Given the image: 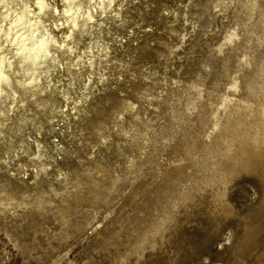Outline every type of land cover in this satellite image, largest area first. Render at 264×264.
<instances>
[{"label": "rangeland", "instance_id": "374dc122", "mask_svg": "<svg viewBox=\"0 0 264 264\" xmlns=\"http://www.w3.org/2000/svg\"><path fill=\"white\" fill-rule=\"evenodd\" d=\"M46 1L50 54L2 48L0 264H264V0Z\"/></svg>", "mask_w": 264, "mask_h": 264}, {"label": "bare ground", "instance_id": "6f19581e", "mask_svg": "<svg viewBox=\"0 0 264 264\" xmlns=\"http://www.w3.org/2000/svg\"><path fill=\"white\" fill-rule=\"evenodd\" d=\"M63 2L68 4L65 6L64 17L66 18L65 23L71 24V26L68 25L71 31L73 28L79 27L78 10H74V8L80 9V5L75 3L73 8L71 6L75 0H63ZM11 5L12 0H0V14L2 13L0 19V86L2 82L8 81L5 69L11 67L5 56V51L2 49L4 44L7 47H16L15 53L24 56V59L30 61L32 65H35L38 59L46 58L50 54V40L44 35L34 36L38 31L36 25L48 8L47 1L37 0L34 10H25L23 16L17 14V17H13L15 11ZM87 20L93 21V15H87ZM31 29L34 30L31 31Z\"/></svg>", "mask_w": 264, "mask_h": 264}]
</instances>
